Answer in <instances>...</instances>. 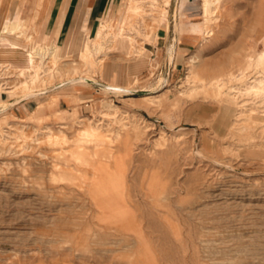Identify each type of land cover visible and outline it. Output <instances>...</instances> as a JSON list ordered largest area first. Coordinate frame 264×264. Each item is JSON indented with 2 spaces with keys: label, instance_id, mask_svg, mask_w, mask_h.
Instances as JSON below:
<instances>
[{
  "label": "rangeland",
  "instance_id": "rangeland-1",
  "mask_svg": "<svg viewBox=\"0 0 264 264\" xmlns=\"http://www.w3.org/2000/svg\"><path fill=\"white\" fill-rule=\"evenodd\" d=\"M52 1L35 29L34 0H0V24L24 20L22 58L85 39L101 16L116 32L128 2L87 20L100 1L79 0L62 22L72 0ZM263 6L220 0L204 13L203 0L145 2L138 32L109 42L90 70L76 50L55 64L47 56L59 72L30 83L43 92L33 97L2 63L0 264H264V121L249 120L264 118V102L241 78L206 84L262 70L252 57L263 50ZM72 66L95 80L70 84ZM109 84L131 90L114 96ZM106 200L111 209L98 206Z\"/></svg>",
  "mask_w": 264,
  "mask_h": 264
},
{
  "label": "bare ground",
  "instance_id": "bare-ground-1",
  "mask_svg": "<svg viewBox=\"0 0 264 264\" xmlns=\"http://www.w3.org/2000/svg\"><path fill=\"white\" fill-rule=\"evenodd\" d=\"M148 1L150 2L151 7L155 6L156 0H128L125 15L122 19L121 27L119 28V30H117L114 33L112 31L113 26L110 20L112 16L109 19L106 17V15L101 16L99 17L98 23L94 26L92 35L90 36L86 35L85 39L82 37L80 41H76L77 36L74 34L69 41L63 44V46L53 44L49 48L47 47L45 49L43 48L44 50H40L39 48L41 47L38 46L39 47L38 49L33 48L29 50L26 56H24L23 58L21 56V53L23 51V46L19 42L21 35L18 30L24 28L23 25L24 20L20 15L19 17H15V15L5 17V19L0 24V65L2 63H6L7 65L13 66L18 69L19 75L24 76V80L20 81V85L22 86V88L27 90L23 94V96L33 97L35 93L43 94L42 91L35 92L34 90L30 89L29 84L30 83L32 84L39 80H44L46 76L51 77L54 73L59 72V67H57L56 65H54V67L51 68L50 67L46 68L44 66L47 56L53 58V64H55V62L59 58H61V56H63L65 53L76 50L77 55L82 59L83 63L87 66V69L90 70L96 64L95 55L103 52L105 48L108 47L109 42L111 41H114L115 43L124 42L127 39H129L130 37L129 35L131 33L138 32V30L135 28L133 24L134 23L133 17L134 15H138V13L142 10L141 8L142 4ZM219 1L220 0H203L204 13H208L210 10L216 8L218 6ZM165 3L168 4L169 0H165ZM34 28L36 29L35 26ZM28 37L29 36H27L26 38L28 39ZM252 65L260 66L262 70L251 80H247L246 78H244L246 72L244 71V68H240L238 74L229 72L226 77H224L222 74H219L207 80L206 84L215 86L217 89H221L226 83L225 80H233V79L236 80L241 78L243 80V83L246 85L244 87L245 93H252L257 97H260L261 101L264 102V36H263V50L261 52H258L255 55V57H252ZM81 72L82 71H79L77 66H72L70 75L72 74H77V75L67 78V81L70 84H90V81L93 82L95 80L93 79V77L89 78V76L88 77L83 76ZM201 80L204 81L203 78H201ZM102 89L104 91L111 93L114 96L119 93H127L128 91L131 90L127 87L115 86L110 84L104 85ZM233 89L234 86H231L228 92L233 91ZM225 101H226L225 104L230 103L229 102L230 100L228 98H225ZM236 102L238 103V101ZM236 102L235 104H237ZM41 107L43 108V105L39 106L38 108L40 109ZM253 110L254 108H252V111ZM253 114L254 113L252 112V116L250 115L249 117V120L252 121V126H254L257 122L264 121V118L257 121L255 117L253 118ZM80 135L86 137L99 136V134L96 131H89V130H82L80 132ZM72 155L78 158L80 156V153L73 152ZM98 183L100 185H96L97 187L102 186L100 182ZM97 187L94 188V191L98 193L101 192L103 187L99 189H97ZM98 206L101 208L108 207L111 209L114 205H112L110 201L106 200L105 203L100 204ZM121 215L122 217L124 216L123 213Z\"/></svg>",
  "mask_w": 264,
  "mask_h": 264
},
{
  "label": "crops",
  "instance_id": "crops-1",
  "mask_svg": "<svg viewBox=\"0 0 264 264\" xmlns=\"http://www.w3.org/2000/svg\"><path fill=\"white\" fill-rule=\"evenodd\" d=\"M34 10H33V14L30 16V24L34 25L36 28L39 27V25H44V23L46 22V20H48L49 17V13L46 10V12L44 11V6L48 8V6L51 8V11L53 10L54 6H55V2L52 0H34ZM79 0H72L68 6L66 11L64 12L63 16H62V22L65 21V17H67V14H72L73 13V17L76 16V14L78 13V10L76 12L75 7H80V5H78ZM90 0H86L87 3H89ZM100 2L96 3V1L93 2V4L91 6L88 5V11H87V20H90L91 17H94L95 19H97L100 14L104 13L105 9L109 10V8L112 7L113 5V1L115 2L116 0H99ZM51 5H48L50 4ZM74 3V4H72ZM78 3V4H77ZM87 6V5H86ZM62 8V7H61ZM64 8V7H63ZM72 8L73 11H72ZM42 14V15H41ZM263 24H264V6H263ZM73 36L69 37L67 41H69Z\"/></svg>",
  "mask_w": 264,
  "mask_h": 264
}]
</instances>
